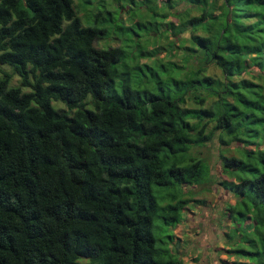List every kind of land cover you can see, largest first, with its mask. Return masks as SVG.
Returning <instances> with one entry per match:
<instances>
[{
	"label": "trees",
	"instance_id": "trees-1",
	"mask_svg": "<svg viewBox=\"0 0 264 264\" xmlns=\"http://www.w3.org/2000/svg\"><path fill=\"white\" fill-rule=\"evenodd\" d=\"M113 13L128 55L94 46ZM213 139L221 264H264V0H0V264H181L153 231L210 178L192 150Z\"/></svg>",
	"mask_w": 264,
	"mask_h": 264
},
{
	"label": "rangeland",
	"instance_id": "rangeland-1",
	"mask_svg": "<svg viewBox=\"0 0 264 264\" xmlns=\"http://www.w3.org/2000/svg\"><path fill=\"white\" fill-rule=\"evenodd\" d=\"M113 6L111 3L109 4L110 8H113ZM123 7L125 9L127 5ZM136 7L139 8L140 5L138 4ZM86 10L83 12L85 16L81 19V23L83 26L92 27V14L95 13V10H92L90 13L88 9ZM192 14H197V12H192ZM113 15L116 18V21L113 23L114 25L112 26L110 24L112 28L108 29L105 36L96 40L94 46L100 49L121 46L125 50V54L128 55L131 52V43L129 42L128 36H124L116 28L119 27L118 24H120V21L117 19V13H113L112 17ZM86 17H88V20H85ZM121 18L123 20L122 24L127 25L125 13H121ZM162 40L159 41V44H162ZM157 45H148L147 50L157 49V51H160L158 57L163 58V52ZM173 61H177L176 58H173ZM139 62L149 63V60L142 58ZM1 69L10 72V69L6 66L1 67ZM206 73L214 77H221L220 72L213 66H209ZM140 77V72L132 76L133 80L139 79ZM18 82V77L12 75L9 85L17 86ZM187 104L191 105L189 102ZM51 105L55 109L64 108L63 104L57 101H52ZM233 147V145L229 146L225 156L236 154ZM218 151L219 146L214 139L207 142L204 146L195 147L192 150L193 155L207 163L211 176L203 184L195 185L186 190L184 198L191 201L182 209L179 222L163 225L160 233L159 231H153L157 240L162 241V244L159 241L156 244H160L161 247H169L180 258L181 264H221V261H227L229 263L232 260L231 257L224 254L223 250L220 251L223 248V244H225L222 235L224 232L229 231V225H231L225 216V210L228 205L234 202V199L220 185V182L224 181L226 177L220 171L217 157ZM162 236L165 237L162 238ZM168 236L171 238H168Z\"/></svg>",
	"mask_w": 264,
	"mask_h": 264
}]
</instances>
